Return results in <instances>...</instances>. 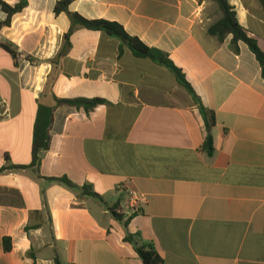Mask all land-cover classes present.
Here are the masks:
<instances>
[{"label": "crops", "instance_id": "1", "mask_svg": "<svg viewBox=\"0 0 264 264\" xmlns=\"http://www.w3.org/2000/svg\"><path fill=\"white\" fill-rule=\"evenodd\" d=\"M60 1L28 0L0 30V44L17 52L14 60L0 47V170L31 165L39 105L56 106L54 97L108 104L90 114L57 106L39 170L0 171V264H144L128 235L153 244L165 264H264V76L246 44L235 51L232 36L208 34L222 17L217 3L70 6L166 53L196 99L166 67L126 46L120 55L122 41L103 32L77 27L66 50L72 23L55 13ZM228 1L264 52L260 0ZM6 18L0 7V23ZM201 107L215 120L213 155ZM61 177L98 198L48 180ZM121 186L148 204L131 215Z\"/></svg>", "mask_w": 264, "mask_h": 264}, {"label": "trees", "instance_id": "2", "mask_svg": "<svg viewBox=\"0 0 264 264\" xmlns=\"http://www.w3.org/2000/svg\"><path fill=\"white\" fill-rule=\"evenodd\" d=\"M75 0H62L57 3L55 7V13L60 15L62 13H67L70 17L72 26L70 31L65 35L66 45L65 49H69L71 47V37L74 30L77 27L87 29L89 31L94 32H103L108 36L118 38L122 41V46L120 47V55L123 54L124 47H128L134 54L135 57L141 59H149L152 62L164 66L169 69L177 78L180 85H182L190 94L195 96L194 90L191 85L187 82L183 72L174 65V63L170 60L169 56L155 48H150L145 45L140 39L136 37L130 36L124 27L116 22H110L107 20H88L79 15L78 13H73L70 11V6ZM219 6L220 12L222 14L221 19L212 25L208 34L216 39L219 42H224L229 36H232V47L235 51H238V44L244 43L256 56L264 76V52L260 48L258 40L249 33L246 29H244L238 19L237 14L229 3L228 0H214ZM262 5L264 6V0H260ZM28 5V0H19V2L15 6H11L0 0V7L4 14H6L7 18L3 23H0V30L4 27H9L12 22V18L23 12ZM0 47L8 52L14 60H17V52L14 51L10 46L6 44H0ZM54 101L56 106L50 107L45 105H39L35 128H34V137H33V148H32V163L29 166H8L4 167L0 171H6L9 169H35L39 170L41 155L43 152L47 151L50 147L51 140V130L54 122V114L57 106L68 105L71 107H75L77 109H83L87 114H90L99 106L107 105V101L101 98L95 99H59L54 97ZM202 115L206 121L207 128V140L205 144V150L209 155H213L214 153V139L212 135V129L215 125V120L210 113L204 107H201ZM9 160V159H8ZM50 182H56L62 184L72 190H81L84 193L88 192L90 196L97 197L95 193H93L88 187L80 188L75 185L68 177L61 178H51L48 179ZM115 217L118 220H123V217L117 214L115 210H113ZM129 220L126 222V224ZM29 231V228H27ZM126 242H129L134 245L135 250L144 264H165L164 259L160 253L156 250L153 244H140L138 235H128L125 239ZM13 249L12 239L5 238L4 239V250L6 253H10ZM55 264H63L59 257L55 258Z\"/></svg>", "mask_w": 264, "mask_h": 264}, {"label": "built area", "instance_id": "3", "mask_svg": "<svg viewBox=\"0 0 264 264\" xmlns=\"http://www.w3.org/2000/svg\"><path fill=\"white\" fill-rule=\"evenodd\" d=\"M121 190L127 192V207L131 215L140 212L141 208L148 204L147 195L135 190H128L125 186H121Z\"/></svg>", "mask_w": 264, "mask_h": 264}]
</instances>
